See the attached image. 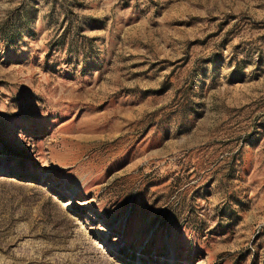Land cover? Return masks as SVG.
Listing matches in <instances>:
<instances>
[{"label": "rangeland", "instance_id": "374dc122", "mask_svg": "<svg viewBox=\"0 0 264 264\" xmlns=\"http://www.w3.org/2000/svg\"><path fill=\"white\" fill-rule=\"evenodd\" d=\"M0 264H264V0H0Z\"/></svg>", "mask_w": 264, "mask_h": 264}]
</instances>
